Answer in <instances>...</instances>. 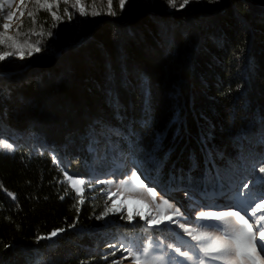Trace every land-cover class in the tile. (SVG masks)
I'll return each instance as SVG.
<instances>
[{"label":"trees","instance_id":"16d2710c","mask_svg":"<svg viewBox=\"0 0 264 264\" xmlns=\"http://www.w3.org/2000/svg\"><path fill=\"white\" fill-rule=\"evenodd\" d=\"M83 3L101 14L79 37L39 11L16 38L57 53L25 71L0 67L24 78L0 90V140L13 145L0 147V264H107V242L177 246L165 229L101 226L87 201L73 207L65 172L87 188L132 160L165 194L211 196L242 180L249 193L237 189L234 206L264 198V0L171 11L113 0L115 15L107 0ZM41 24L51 36L32 33Z\"/></svg>","mask_w":264,"mask_h":264},{"label":"rangeland","instance_id":"374dc122","mask_svg":"<svg viewBox=\"0 0 264 264\" xmlns=\"http://www.w3.org/2000/svg\"><path fill=\"white\" fill-rule=\"evenodd\" d=\"M211 1L212 0H190L189 4L183 8H180L179 5L183 2V0H176L177 6L173 8L168 4V0H139L142 5H147V3L161 4V6L170 11L175 9H184L193 4L196 6H203L206 3H210ZM72 2L73 0H70L68 5H65L63 2H61L59 14L64 17L61 22L68 35L72 38H77L81 35L82 31L86 29V24L92 23L94 16L91 14L81 15L75 8L71 7ZM25 3L27 7H20V10L17 11L19 0H15L11 9L6 8L3 13H0V31H3V23H10L11 28L7 34L13 37L17 36V30L21 28L24 20L28 16V12L33 6V0H25ZM84 4L87 8V11L90 13L92 9H89L86 3ZM65 7H67L68 11L72 14L71 19H68L64 14ZM96 9L99 10L97 7ZM9 10L15 13V16L11 21L4 19L7 11ZM21 11L24 12L23 16L20 15ZM56 53L57 47L54 46L49 49H41L40 52H32V54L24 53L23 59H21L18 54H14L3 61H0V67L8 68L15 66H25V71L30 69L33 63H38L42 58L55 55ZM20 76L22 75L19 74L18 76L14 77V74L12 73H2V75H0V90H2L1 86L3 85L11 84L14 81L24 79ZM77 161L80 162V159H77ZM123 167H121L122 169L120 168L116 171V176H114V174H108L105 176V178L94 180L96 185H90L89 187L84 188V201H87L89 205L93 207L95 212H98L97 221L101 226L104 227L108 226L110 223H122L126 226H131L132 224L138 223L140 224L141 228L148 227L147 222L143 219H140L139 217H136L132 222H129L126 219L129 210L135 212L137 207H140L141 210L147 211L143 205L138 206L131 201L128 202L123 211L118 213H109V215L104 219H98V217L103 214L106 208L112 205L113 201L119 203L126 196H132L135 199L146 202L151 207L153 214H156L159 211V209L156 208V205L161 204L162 199L168 200L170 204L174 205L176 208H179L182 215L174 217V221H179V223L165 221L164 224H161L157 227H152L159 230L165 229L169 233H172L178 239V242L176 243L177 246L175 247L171 245L172 247H169L170 245H167V247H163L162 245H153V247L149 250L148 258H151L152 256H162L164 258L165 264H198L199 259L204 258L203 254L199 251V243L196 240H193L192 237L189 236L187 232H185L184 229H182L179 225L184 224L188 229H198L199 231L210 232L215 235H222L224 233L223 224L214 220L200 219V212L239 211L242 215H246V217L249 218L250 223L256 219L255 217L251 216L252 207H247L246 210H243V208L234 206L232 203V197L235 195L237 189L240 188L241 193L243 194L249 193V189L244 186L245 184L249 185V181L242 182V180H237L225 191L211 194V196L208 195L209 193L206 194L207 192L202 189H200V191L203 192L204 195H202L200 192L193 193L191 189L185 190L178 188L169 189L168 193L165 194L162 192L161 187L146 179L141 170L133 166L132 160H128V163H126ZM88 169H90V167H88ZM133 172H135L143 181L144 187L135 192H125L124 188L118 186L120 185L121 181L130 180L131 174ZM106 181H112V183H101ZM150 188H154L156 191L157 196L155 201H153L151 194L147 191V189ZM109 191L115 194L111 197V199H109L108 196ZM197 198H199L200 201L197 200ZM194 199L197 201L195 200V205L192 206L191 202ZM211 199L217 202V204L221 205L211 206L207 204V202H211ZM168 211L171 212V209H168ZM149 219H151V217H149ZM148 244L149 243L146 244V248L148 247ZM104 248L107 251L104 256V259L108 260L107 264H113V261H122L123 264H133L131 257H128V253L124 251V249L131 248L133 251H137L135 247H132L129 242H120L116 244H114V242H107V245ZM175 248H180L181 251L189 252L193 259L189 260L181 256L179 253H176L174 251ZM113 253L115 254L113 255ZM261 255H264V251H261ZM208 264H223V261L208 260Z\"/></svg>","mask_w":264,"mask_h":264},{"label":"snow or ice","instance_id":"6c2138e0","mask_svg":"<svg viewBox=\"0 0 264 264\" xmlns=\"http://www.w3.org/2000/svg\"><path fill=\"white\" fill-rule=\"evenodd\" d=\"M14 2L15 0H0V13H3L6 8L11 9ZM61 2L68 5L70 0H33V10L28 12V16L33 26L36 24V14L39 11H47L54 21L52 27H56V22L62 21L64 18L59 14ZM112 2L113 0H107V14L109 15L116 14L113 10ZM125 3L126 0H119V7L121 10L124 8ZM189 3L190 0H183L179 7L183 8ZM168 4L173 8L177 6L176 0H168ZM20 7H27L25 0H19L17 11L20 10ZM71 7L75 8L81 15L91 14L92 16H98L101 14V12L96 9L95 4L88 6L92 9L89 13L83 0H73ZM64 14L68 19L72 18V14L68 11L67 7L64 9ZM20 15L23 16L24 12L21 11ZM14 16L15 13L9 10L4 19L11 21ZM2 28L3 31H0V45H6L7 49H15L18 51L0 50V61L13 56L14 54H18L19 57L23 59V49L25 46L31 50L29 54H32V52H40L41 49L37 46L39 41H37L36 44H30L28 43V40H25L24 43L21 44L16 37L7 34L11 28L10 23H3ZM31 31L33 34L40 36L45 34L48 36L52 35L50 31L47 33L43 31V24L40 25L39 32L35 31V27H33ZM17 35H21L19 30H17ZM0 147L8 151L13 150V145L5 140H0ZM259 171L260 173H264V167H260ZM65 178L70 182V186L74 189L76 196L78 197L77 204L73 205V207L82 205L84 203L85 189L83 185L85 184V181L73 179L67 172H65ZM101 183L111 184L112 181ZM244 186L247 187L246 184ZM118 187L124 188L125 192H135L140 188H143L144 184L140 177L133 172L131 174V179L121 181ZM147 191L151 194L153 201H155L157 196L155 189L150 188L147 189ZM113 195L115 194L111 191L108 192L109 199H111ZM14 198L13 195V199ZM61 199H63V197H61ZM129 201L138 206L143 205L147 211L141 210L140 207H137L135 212L129 210L126 219L129 222H132L136 217H139L140 219L145 220L150 228L164 224L165 221L179 223V221H174V217L182 215L179 208L170 204L166 199H162V203L156 205V208L159 209V211L156 214H153L151 207L146 202L135 199L132 196H126L119 203L113 201L112 205L107 207L98 219H104L109 213L123 211ZM168 209H171V212H169ZM77 210H79L78 207ZM258 213L260 215H258ZM199 216L202 220H214L223 224L224 233L222 235H215L210 232L199 231L198 229H188L184 224L179 225L189 236L192 237L193 240H196L199 243V251L203 254L204 258L199 259L198 264H208V260L223 261V264H264V255H261V251H264V198H261L260 202L256 203L251 210V216L256 218L252 223L249 222V218H247L246 215H242L239 211L200 212ZM149 217H151V219H149ZM63 231L65 230L57 229L52 231L48 236H40L38 239H52ZM152 247V243L149 242L148 247L144 248L142 252L133 251L131 248H125L124 251L128 253V257H131L133 264H165L162 256H152L151 258H148L149 250ZM169 247L172 246L170 245ZM174 251L189 260L193 259L189 252L181 251L180 248H175ZM114 254L115 253H113V255ZM113 264H123V262L113 261Z\"/></svg>","mask_w":264,"mask_h":264}]
</instances>
